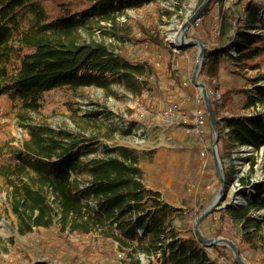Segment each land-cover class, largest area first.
I'll list each match as a JSON object with an SVG mask.
<instances>
[{"label":"trees","instance_id":"obj_1","mask_svg":"<svg viewBox=\"0 0 264 264\" xmlns=\"http://www.w3.org/2000/svg\"><path fill=\"white\" fill-rule=\"evenodd\" d=\"M116 1L91 0L90 8L76 15L67 11L50 18L38 0H0V95L8 96L18 119L26 123L22 149H9L17 163L0 167L6 200L17 218L16 230L27 235L57 223L61 235L73 240L94 239L95 245L90 240L82 245L85 257L114 264H217L218 244L206 245L183 223L174 225L178 211L162 201L160 193L144 186L139 157L132 150L120 147L110 151L106 147L100 159L85 162L80 152L91 147L86 143L92 139L82 133L55 135L45 124H27L29 113L39 112L42 96L51 90L66 88L77 93L95 86L109 91L110 80L105 74L118 75L123 90L137 99L151 92L147 83L134 80V71L143 75L144 69L132 52L115 54L103 42L82 35L104 22L113 36L157 49L163 46L157 23L161 24L168 9L162 6L163 0H132L134 9L147 8L121 23L122 7L115 6ZM174 1L178 11L190 0ZM222 2L210 0L199 16L197 40L206 47L199 76L216 78L221 68H234L244 76L248 71L261 73L248 80L249 90L246 85L224 88L220 104L211 82H204L217 123V148L226 144L218 117L221 107L231 115L226 117L229 141L257 152L264 148V85L260 84L264 79V39L255 40L247 32L264 30V18L250 0H232L224 11ZM215 5L219 25L212 33V20L206 18ZM243 30L246 32L236 42ZM226 49L234 54L223 55L220 68L215 54ZM206 62L211 66L206 67ZM82 72L85 74L80 76ZM94 72L99 75L90 74ZM240 93L245 94V100L235 111L234 97ZM256 107L261 112L243 114ZM240 181L244 183L243 178ZM262 195L264 184H255L253 198ZM242 196L247 199L244 193ZM252 210H264V199L248 200L235 207L228 218L221 214L218 221L239 224L240 243L264 257V219L256 222L249 215ZM233 264L239 263L233 259Z\"/></svg>","mask_w":264,"mask_h":264},{"label":"rangeland","instance_id":"obj_2","mask_svg":"<svg viewBox=\"0 0 264 264\" xmlns=\"http://www.w3.org/2000/svg\"><path fill=\"white\" fill-rule=\"evenodd\" d=\"M38 1L50 18L67 11L76 15L92 5L91 0ZM130 1L132 0H118L114 4L122 7V15L118 17L121 23L126 19H134L147 8L134 9ZM230 1L232 0H223V11L228 9ZM250 1L253 8L258 10V15L264 18V0ZM162 6L167 8L168 12L162 16L161 24L157 23L158 37L163 45L157 49L147 44L135 46L133 41L127 42L113 36L109 25L104 22L99 26L105 28L98 30L99 26L94 24L92 30L85 31L82 35L86 40L103 42L115 54L132 52L144 69L143 75L134 71V80L147 83L151 92H145L137 99L123 90L118 75L110 77L109 74H105L110 80L109 91L95 86L86 87L77 93L66 88L51 90L42 96L39 112L29 113L27 124H45L55 132V135L61 132L82 133L92 139L86 143L91 147L80 152V159L85 162L100 159L106 147L110 151L120 147L132 150L139 157L144 186L149 190H160L162 201L178 211L174 225L179 226L183 223L192 229V232L196 230L200 214L221 192L220 177H223L225 191L217 200L216 209L208 213L198 225L197 231L205 242L218 238L230 240L236 246L240 258L247 264H264V257L261 254L248 250L240 243L237 238V233L241 232L239 224L231 226L225 221H218L221 214L225 219L228 218L235 208L232 207V202L241 200L242 193L250 202H261L264 199V195L261 199L253 198L254 185L264 184V149L256 152L230 142L226 117L231 115L220 107L219 124L226 144H218L221 150V154L218 153V173L211 153L215 137L209 122L204 137L203 135L195 137L179 124H172L160 116L161 111L170 102L177 103L187 113L195 107L204 106L200 90L191 82L189 84L196 67L197 48L176 50L170 46L172 36L185 24H188L186 40L198 39L196 32L199 28L200 14H197V10L201 6V1L190 0L178 11L174 10V0H163ZM239 9L242 15L243 9ZM218 11L217 5L212 6L206 18L212 20L214 27H217L219 21ZM244 32L246 31L239 32L236 42ZM247 33L255 40L264 39V30L257 29ZM228 54L234 52L226 49L215 54V60L220 68V58ZM202 62H205V58ZM209 63L206 62V67L211 66ZM201 69L202 65L199 72ZM199 72L196 80L208 85L211 82L216 99L219 97L217 102L219 104L222 102L221 93L224 88L246 85L248 89L251 86L248 80L261 75L258 71L254 73L248 71L244 76L234 68H221L216 78L208 74L199 76ZM84 74L85 72H82L80 76ZM90 74L97 76L99 72ZM260 84L264 85V79ZM244 100V93L234 97L235 111L239 110ZM254 111L261 112L250 108L243 114ZM25 125L26 123L18 119L17 108H14L8 96L0 95V167L17 163L9 149H22V143L26 138ZM204 144L206 149L204 156H201ZM240 178L244 179V183ZM6 198L7 192L0 177V264H114L93 256L85 257L81 250L82 245L89 240L95 245L94 239L83 237L80 240H73L61 235L57 223L50 229L40 228L31 234L19 235L16 230L17 218L11 212ZM249 215L259 222L264 219V210H252ZM206 251L214 257L210 248H206ZM114 252L119 254L116 247ZM218 252L217 264H233V252L226 244H218ZM141 259L146 263L145 259Z\"/></svg>","mask_w":264,"mask_h":264},{"label":"water","instance_id":"obj_3","mask_svg":"<svg viewBox=\"0 0 264 264\" xmlns=\"http://www.w3.org/2000/svg\"><path fill=\"white\" fill-rule=\"evenodd\" d=\"M209 1L210 0H203L200 8L197 10L198 15L205 9V7L208 5ZM187 29H188V24H185L183 26V28H181L180 31L177 33L178 38H176V39L171 38L170 46L175 48L176 50H182L184 48H190V47H196L198 50V54H197V58H196V67H195V70H194L193 75H192L191 83L200 90L201 95L203 96V100L205 103L206 111H207L209 122H210V126L212 128V132H213L214 137H215L214 142L212 144L211 153H212L214 163L216 165L217 172L219 173V158H218V148H217V136H218L217 123H216V120H215L214 115H213V111H212V108H211V105H210V102L208 99L206 88H205L204 84H202L196 80V76L199 72V67L202 64V60L204 58V51H205L206 47L199 40H186L185 34L187 32ZM220 180H221V192L216 196V200L214 202H212V204L209 207H207L202 212V214H200L198 221L196 222L195 232L197 234L198 239L206 245L207 244L212 245V244H216V243L217 244H220V243L226 244L229 248H231L235 261H237L239 264H247L240 258L236 246L230 240L218 238V239H211L209 241H206V242H208V243H206L202 239V237L200 236L199 232L197 231L198 225L208 215V213H210L212 210L216 209L217 200H218V198H221L222 193L225 191L224 178L220 177ZM244 200H246V202H247L249 200V198L244 199Z\"/></svg>","mask_w":264,"mask_h":264},{"label":"built area","instance_id":"obj_4","mask_svg":"<svg viewBox=\"0 0 264 264\" xmlns=\"http://www.w3.org/2000/svg\"><path fill=\"white\" fill-rule=\"evenodd\" d=\"M174 43V42H173ZM191 81H189L190 84ZM187 85V83H184ZM217 95V94H216ZM219 101V97L217 96ZM253 109V108H252ZM257 110L261 111L260 107H256ZM160 116L164 120L170 121V123H177L187 132L195 134V136L201 137L205 133V129L208 126V114L206 111L205 103L202 107H195L189 113L183 111L179 105L175 102L168 103L165 108L161 111ZM206 148H203L200 155L204 156ZM247 149H251L247 147ZM252 150V149H251ZM242 200H244L242 198Z\"/></svg>","mask_w":264,"mask_h":264},{"label":"bare ground","instance_id":"obj_5","mask_svg":"<svg viewBox=\"0 0 264 264\" xmlns=\"http://www.w3.org/2000/svg\"><path fill=\"white\" fill-rule=\"evenodd\" d=\"M174 39H176V38H178V34L176 33V34H174L173 36H172ZM220 198H218V200H219ZM246 203V200H236V201H233L232 202V207H239V206H241V205H244Z\"/></svg>","mask_w":264,"mask_h":264},{"label":"crops","instance_id":"obj_6","mask_svg":"<svg viewBox=\"0 0 264 264\" xmlns=\"http://www.w3.org/2000/svg\"><path fill=\"white\" fill-rule=\"evenodd\" d=\"M218 25H219V22L217 23V27H214V26H212V33L214 32L215 33V31H217V28H218ZM203 63V62H202ZM204 83V82H203ZM205 86V85H204ZM194 136H195V134H194ZM195 137H197V136H195ZM203 137H204V135H203ZM203 147L204 148H206L205 147V144L203 145ZM153 191V190H152ZM154 192H158V193H160L161 194V191L160 190H154Z\"/></svg>","mask_w":264,"mask_h":264}]
</instances>
